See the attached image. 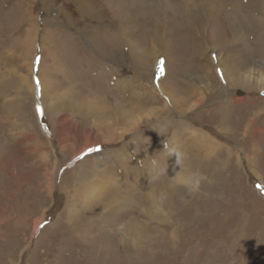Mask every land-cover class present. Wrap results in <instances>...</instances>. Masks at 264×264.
I'll return each mask as SVG.
<instances>
[{"label": "rangeland", "instance_id": "rangeland-1", "mask_svg": "<svg viewBox=\"0 0 264 264\" xmlns=\"http://www.w3.org/2000/svg\"><path fill=\"white\" fill-rule=\"evenodd\" d=\"M219 53L264 64V0H0V264H264V88Z\"/></svg>", "mask_w": 264, "mask_h": 264}, {"label": "bare ground", "instance_id": "bare-ground-1", "mask_svg": "<svg viewBox=\"0 0 264 264\" xmlns=\"http://www.w3.org/2000/svg\"><path fill=\"white\" fill-rule=\"evenodd\" d=\"M79 7V9H80V12H84V15H86V12L89 10V8H85V7H82L81 5H78ZM101 12L99 11V10H96L95 12H94V14H95V16H98V18L99 19H101V18H103L102 17V15H103V13H101ZM82 14V13H81ZM86 16H89V15H86ZM94 21V20H93ZM218 30V29H217ZM216 30V31H217ZM105 32V31H104ZM215 32V31H214ZM211 34H213V33H211ZM216 34V33H215ZM194 35H197V34H195V33H191V35L190 36H188L187 35V40L188 39H192L193 40V38L194 37H196V36H194ZM220 34H218V36H219ZM29 38V35L27 36V39ZM197 38V37H196ZM224 38V39H223ZM104 39H106V38H104ZM117 39V38H116ZM217 39V38H216ZM221 39H223V40H225V41H228L227 39L228 38H225V37H223L222 35H221V38H220V40ZM30 42H31V38H30V40H29V44H30ZM200 42V41H199ZM193 44L194 43H197L196 42V39L195 40H193V42H192ZM35 44V39L33 40V44H32V46ZM229 44H231V42L229 43ZM43 45V44H42ZM102 45H103V43H102ZM211 46H212V48L215 50H219L221 47H219V46H217V44H211ZM228 46H231V45H228ZM196 48H197V55H198V58L200 59V62L198 63V65L202 62V65H199V66H205V68H206V70H204V71H202V74H203V78H207V79H209L211 76H210V74H212L211 73V70H212V67H211V65H210V63L212 64V61H211V58H209V60H210V62H209V60H202L203 58H201V53L203 54V52H205V51H200L199 50V48H198V46H196ZM35 50V47H32V50ZM34 50L31 52V63L33 62L32 60H33V53H34ZM203 50V49H202ZM199 52H201V53H199ZM41 53H42V56H41V59H40V61H39V63L40 64H42L43 63V61H44V56H45V53H44V48H43V46H42V49H41ZM237 57L235 56V54L234 53H232L231 54V56H230V59L228 60L224 55H223V53H219V54H216V59L218 60V66H219V68H220V70H221V68H222V72H223V74H224V83H227L230 87H231V89H230V92H232L234 95H235V90H236V88L237 87H243V88H246V90L247 91H250V90H252V89H255V90H259L260 88H264V64H262V63H260V64H253V62H251V60L250 59H246V58H243L240 62H238V64L237 65H233V62H235V59H236ZM156 60L157 59H155L154 60V65L153 66H155V68L153 69V72H155V70L158 68L157 66H156ZM205 64V65H204ZM251 64H252V66H251ZM228 65H229V67H230V69H232V67H233V70H234V76L232 77L231 76V72L227 69L228 68ZM39 70H40V72H41V70H42V68H41V66H39ZM30 69H31V66H30ZM163 71L164 70H162V72H161V76L163 77ZM166 72V71H165ZM242 72V73H241ZM241 73V74H240ZM40 74H42V73H40ZM166 74H167V72L165 73V76H166ZM164 76V77H165ZM167 77H168V75H167ZM170 77V76H169ZM42 83H43V79H41V81H40V79H38V85L39 86H41V88H42V91H43V86H42ZM153 83V82H152ZM162 83V82H161ZM159 84L158 83V86H159V88H160V90H161V93L162 94H164V95H167V96H169L170 98H168V99H166V102L168 103V104H173V106H175L176 104H178V101H176L175 100V98H174V96H173V91H170V90H167L166 89V86H165V84ZM223 84V83H222ZM253 84V85H252ZM252 86V87H251ZM235 89V90H234ZM31 93H32V95H33V85L31 84ZM239 90H241V89H239ZM154 91L156 92V93H158L157 92V90H155L154 89ZM241 91H243V90H241ZM160 93V92H159ZM158 93V94H159ZM245 93V92H244ZM233 95V97L231 98V101H233V102H236V101H240V100H243V101H247V99L249 98V97H237V96H234ZM149 96L151 97V96H153L152 94H149ZM240 96V95H239ZM154 97V96H153ZM164 102V105L166 106V104H165V101H163ZM178 106V105H177ZM48 108H49V106H48ZM173 113H174V111H173ZM262 113H264V108H258V109H256V110H253V112H252V114L251 115H248L249 117L247 118V117H242V119L240 120V123L242 122V124H241V127H246V128H248V129H250V128H252V127H254V125L256 124V118H258L260 115H262ZM241 115V114H240ZM244 115V114H243ZM234 119H236V118H234ZM255 122V123H254ZM113 125H114V123H112L111 125H107V126H104V128H105V134L107 135L106 137H105V139H102V140H94V141H91V142H89L88 144H85L83 147H85V148H87V146L88 147H92V146H95L96 144H99V143H105V142H114V140H115V137L113 138H110V136H115V133L116 134H118L115 130H116V127H113ZM130 126V125H129ZM238 127V126H237ZM129 129H130V127H124V129L123 130H121V132L119 133V136L118 137H120V136H123L126 132H129ZM261 129H256V132H261L260 131ZM264 130V129H263ZM103 135V134H102ZM125 136V135H124ZM124 136H123V138H124ZM101 139V138H100ZM147 140V143H148V137L146 138ZM118 141V140H117ZM162 145V144H161ZM82 147V148H83ZM84 148V149H85ZM83 149V150H84ZM107 149V148H106ZM104 152V151H103ZM216 152L217 151H210V153L212 154V155H215L216 154ZM99 153H101V152H99ZM207 153H208V151L205 149L204 151H203V155L201 156V159L203 158V157H206L207 156ZM96 154V153H95ZM102 154V153H101ZM112 154V153H111ZM219 163L220 164H222V165H224V164H226V161H224V160H220L219 161ZM123 167V166H122ZM132 169V168H131ZM133 171V170H132ZM124 174V173H123ZM126 174H128V173H126ZM128 176H130V175H128ZM132 176V175H131ZM131 176H130V178H131ZM138 176V175H137ZM141 176V175H140ZM134 177H136V176H134ZM140 178V177H139ZM73 189V188H72ZM73 190H75V189H73ZM147 193H149V192H147ZM97 194V193H96ZM150 196L152 197V194L150 193ZM102 198V197H101ZM111 199V201L113 202H110L109 204H114V202L116 201L115 200V197H112V198H110ZM89 200V199H88ZM106 203H107V201H105ZM105 202H102L103 204H105L106 205V203ZM109 202V201H108ZM76 204V203H75ZM109 204H107V205H109ZM122 204V206H123V203H118V205H121ZM111 206V205H110ZM118 222V221H117ZM133 223L132 224H134V229H137V234L136 235H138V234H140V233H142V232H145L146 230H144V229H142V227H140L138 224H136L134 221H132ZM112 229V228H111ZM111 229H109V230H111ZM148 230H149V228H148ZM151 231V230H150ZM110 231H106V232H101V233H105V235L102 237V240L104 241L103 243L105 244V245H109V244H111V242L113 241V235L111 234V233H109ZM118 233H119V231H118ZM131 236H132V238L131 239H126V237H128V236H125V235H120L121 233H119L118 234V236L116 237V242H119V243H121V248L120 249H122V250H129L131 253L133 252V251H135V246H136V240H137V238H136V235L134 234V232L133 231H129L128 232ZM101 235V234H100ZM115 235H117V232H116V234ZM80 239H81V237L80 236H78ZM79 238H77V239H79ZM149 238V237H148ZM151 240V239H150ZM114 242V241H113ZM103 243H102V245H100V246H103ZM118 245V244H117ZM110 246V245H109ZM130 252H129V254H127V256H126V258L130 255ZM129 262L132 264V262H131V259H129ZM128 262V263H129ZM135 263V262H134ZM133 263V264H134ZM147 264V263H146Z\"/></svg>", "mask_w": 264, "mask_h": 264}, {"label": "water", "instance_id": "water-1", "mask_svg": "<svg viewBox=\"0 0 264 264\" xmlns=\"http://www.w3.org/2000/svg\"><path fill=\"white\" fill-rule=\"evenodd\" d=\"M236 92L238 95L243 93V91H241V90H237Z\"/></svg>", "mask_w": 264, "mask_h": 264}, {"label": "crops", "instance_id": "crops-1", "mask_svg": "<svg viewBox=\"0 0 264 264\" xmlns=\"http://www.w3.org/2000/svg\"><path fill=\"white\" fill-rule=\"evenodd\" d=\"M169 76V75H168ZM172 79V78H171ZM167 90H169V89H167ZM185 96H183V98H184ZM185 99V98H184Z\"/></svg>", "mask_w": 264, "mask_h": 264}]
</instances>
